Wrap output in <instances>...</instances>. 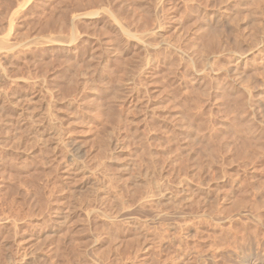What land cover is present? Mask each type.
<instances>
[{
    "label": "rangeland",
    "instance_id": "obj_1",
    "mask_svg": "<svg viewBox=\"0 0 264 264\" xmlns=\"http://www.w3.org/2000/svg\"><path fill=\"white\" fill-rule=\"evenodd\" d=\"M261 34L264 0H0V264H264Z\"/></svg>",
    "mask_w": 264,
    "mask_h": 264
},
{
    "label": "bare ground",
    "instance_id": "obj_2",
    "mask_svg": "<svg viewBox=\"0 0 264 264\" xmlns=\"http://www.w3.org/2000/svg\"><path fill=\"white\" fill-rule=\"evenodd\" d=\"M231 1H232V0H231ZM242 2H243V1H242ZM246 2H247V1H246ZM249 2H250V1H249ZM249 2H248V3H249ZM254 2H255V1H253V3H254ZM220 3H221V2H220ZM248 3H247V5H249ZM251 3H252V1H251ZM231 4H232V3H231ZM237 5H238V4H237ZM241 5H242V4H241ZM247 5H245V6H247ZM250 5H251V4H250ZM250 5H249V6H250ZM253 5H255V4H253ZM256 5H257V4H256ZM214 6H215V5H214ZM219 6H220V5H219ZM249 6H248V8H249ZM226 7H227V6H226ZM232 7H233V6H232ZM234 7H235V6H234ZM253 7H255V6H253ZM256 7H257V6H256ZM259 7H260V6H259ZM236 8H237V7H236ZM236 8H235V9H236ZM223 9H224V8H223ZM255 9H256V8H255ZM251 10H252V8H250V11H251ZM253 10H254V9H253ZM99 11H100V10H99ZM225 11H226V10H225ZM228 11H229V10H228ZM234 11H235V10H234ZM237 11H238V10H237ZM246 11H247V8H246ZM255 11H256V12H253V14H254V13H255V14L258 13L257 10H255ZM103 12H104V11H103ZM241 12H242V11H241ZM244 12H245V11H244ZM222 13H224V12H222ZM227 13H228V12H227ZM248 13H250V12H248ZM261 13H262V12H261ZM103 14H104V13H103ZM220 14H221V13H220ZM237 14H238V12H237ZM255 14H254V16H255V18H256L258 15L256 16ZM259 14H260V13H259ZM239 15H240V14H239ZM244 15H245V13H244ZM249 15H250V14H249ZM261 15H263V14H261ZM221 16H222V15H221ZM250 16H252V12H251V15H250ZM230 17H231V16H230ZM234 17H236V16H234ZM234 17H233V18H234ZM242 17H243V16H242ZM244 17H245V16H244ZM75 18H76V17H75ZM246 18H248V17H247V14H246ZM252 18H254V17H252ZM255 18H254V19H255ZM214 19H215V18H214ZM230 19H231V18H230ZM230 19H229V20H230ZM240 19H241V18H240ZM258 19H259V18H258ZM216 20H217V19H216ZM238 20H239V18H238ZM242 20H245V19H242ZM260 20H261V19H260ZM226 21H227V19H226ZM239 21H240V20H239ZM157 22H158V21H157ZM228 22H229V21H228ZM215 23H216V22H215ZM219 23H220V22H219ZM226 23H227V22H226ZM244 23H245V22H244ZM246 23H247V22H246ZM246 23H245V24H246ZM252 23H253V22H252ZM229 24H230V23H229ZM229 24H228V25H229ZM241 24H242V23H241ZM253 24H254V23H253ZM258 24H259V22H258ZM260 24H262V23H260ZM158 25H159V23H158ZM158 25H157V26H158ZM254 25H255V24H254ZM254 25H253V26H254ZM232 26H233V25H232ZM235 26L237 27V25H235ZM248 26H250V25H248ZM248 26H247V27H248ZM255 27H256V26H255ZM156 28H157V27H156ZM159 28H160V27H159ZM231 28H232V27H231ZM243 28H244V27H243ZM251 28H253V27H251ZM257 28H258V27H257ZM254 29H255V28H254ZM258 29H259V28H258ZM221 30H222V29H221ZM256 30H257V29H256ZM153 31H154V30H153ZM261 31H262V30H261ZM209 32H211V31H209ZM238 32H239V31H238ZM248 32H250V31H248ZM207 33H208V32H207ZM258 33H260V32H258ZM158 34H159V33H158ZM161 34H162V33H161ZM211 34H212V32H211ZM235 34L237 35V33H235ZM155 35H156V34H155ZM261 35L263 36L264 34H261ZM158 36H159V35H158ZM162 36H163V35H162ZM130 37H131V36H130ZM214 37H215V35H214ZM47 38H48V37H47ZM71 38H72V37H71ZM131 38H132V37H131ZM140 38H141V37H140ZM143 38H144V37H143ZM162 38H163V37H162ZM162 38H160V39H162ZM252 38H253V37H252ZM254 38H255V37H254ZM132 39H133V38H132ZM220 39H221V38H220ZM222 39H223V38H222ZM258 39H259V38H258ZM133 40H134V39H133ZM138 40H139V38H138ZM235 40H236V39H235ZM237 40H238V39H237ZM49 41H50V40H49ZM51 41H52V40H51ZM51 41H50V42H51ZM139 41H140V40H139ZM141 41H142V40H141ZM141 41H140V43H141ZM167 41H168V40H167ZM216 41H217V40H216ZM239 41H240V39H239ZM46 42H47V41H46ZM143 42H144V43H143ZM161 42H162V41H161ZM164 42H165V40H164ZM221 42H222V41H221ZM223 42H224V41H223ZM252 42L254 43V42H257V41L254 40V41H252ZM51 43H52V42H51ZM142 43H143L144 46H145V41H142ZM253 43H252V44H253ZM16 44H17V43H16ZM135 44H136V43H135ZM143 44H142V45H143ZM157 44H158V43H157ZM162 44H163V43H162ZM240 44H241V43H240ZM254 44H255V43H254ZM254 44H253V46H254ZM3 45H4V44H3ZM255 45H258V42H257V44H255ZM1 46H2V45H1ZM146 46H147V45H146ZM148 46H149V45H148ZM164 46H165V43H164ZM4 47H5V46H4ZM174 47H175V46H174ZM222 47H223V46H222ZM254 47H255V46H254ZM5 48H6V47H5ZM144 48H145V47H144ZM247 48H249V47H247ZM1 49H2V48H1ZM7 49H8V48H7ZM242 49H243V47H242ZM252 49H253V48H252ZM255 49H256V48H255ZM260 49H261V48H260ZM8 50H9V49H8ZM177 50H178V49H177ZM177 50H176V51H177ZM0 51H1V50H0ZM5 51H6V50H5ZM231 51H232V50H231ZM248 51H249V50H248ZM6 52H7V51H6ZM181 52H182V51H181ZM234 52H235V51H234ZM250 52H251V51H250ZM260 52H261V51H260ZM1 53H2V52H1ZM239 53H240V51H239ZM254 53H255V52H254ZM2 54H5V53H2ZM179 54H180V53H179ZM181 54H182V53H181ZM181 54H180V55H181ZM201 54H202V53H201ZM244 54H245V53H244ZM248 54H249V53H248ZM239 55H240V54H239ZM239 55H238V56H239ZM242 55H243V54H242ZM182 56H184V55H182ZM217 56H218V55H217ZM244 56H245V55H244ZM242 57H243V56H242ZM182 58H183V57H182ZM239 58H240V57H239ZM249 58H250V57H249ZM235 59H237V58H235ZM184 60H185V59H184ZM246 60H247V59H246ZM249 60H250V59H249ZM146 62H147V61H146ZM210 62H212V60H211ZM234 62H235V61H234ZM241 62H242V61H241ZM238 63H239V62H238ZM101 65H102V64H101ZM229 65H230V64H229ZM250 66H251V65H250ZM250 66H249V67H250ZM221 68H222V66H221ZM227 68H228V67H227ZM222 69H223V68H222ZM233 69H234V68H233ZM247 69H248V68H247ZM232 71H233V70H232ZM242 71H243V70H242ZM256 71H257V70H256ZM0 73H1V72H0ZM242 73H243V72H242ZM244 74H245V73H244ZM246 75H247V74H246ZM249 76H250V75H249ZM243 78H244V77H243ZM119 80H120V79H119ZM261 81H262V80H261ZM248 84H249V82H248ZM246 89H247V88H246ZM114 97H115V96H114ZM257 102H258V101H257ZM257 102H256V103H257ZM260 103H261V102H260ZM256 105H257V104H256ZM259 105H261V104H259ZM34 109H35V108H34ZM34 109H33V110H34ZM38 111H39V110H38ZM31 112H32V111H31ZM31 112H30V113H31ZM42 114H43V113H42ZM49 115H50V114H49ZM29 116H30V115H29ZM44 116H45V115H44ZM47 118H48V117H47ZM49 121H50V120H49ZM44 122H45V121H44ZM53 122H54V121H53ZM49 124H50V123H49ZM51 126H52V125H51ZM48 127H50V126H48ZM48 127H47V128H48ZM53 128H54V127H53ZM51 129H52V128H51ZM57 130H58V129H57ZM46 131H47V130H46ZM53 131H54V130H53ZM53 131H52V132H53ZM35 132H36V131H35ZM49 133H50V132H49ZM58 133H59V132H58ZM59 135H60V134H59ZM38 136H39V135H38ZM95 136H96V134H95ZM36 137H37V136H36ZM54 137H55V136H54ZM56 137H57V136H56ZM36 139H37V138H36ZM55 139H56V138H55ZM59 140H60V139H59ZM59 140H58V141H59ZM86 140H87V139H86ZM106 140H107V139H106ZM38 142H39V140H38ZM61 142H62V141H61ZM62 143H63V142H62ZM69 143H70V142H69ZM115 143H116V142H115ZM85 145H86V144H85ZM78 146H79V145H78ZM79 147H80V146H79ZM110 150H111V149H110ZM77 151H78V150H77ZM104 151H105V150H104ZM110 152H111V151H110ZM110 154H111V153H110ZM110 154H109V155H110ZM107 155H108V154H107ZM113 155H114V153H113ZM81 156H82V155H81ZM83 156H84V155H83ZM105 156H106V155H105ZM111 156H112V155H111ZM72 157H73V156H72ZM69 158H70V157H69ZM109 159H110V157H109ZM109 159H108V160H109ZM117 159H118V158H117ZM79 160H80V157H79ZM94 160H95V159H94ZM97 160H98V159H97ZM114 160H115V159H114ZM124 160H125V159H124ZM71 161H73V163L75 162L74 160H71ZM100 161H101V160H100ZM116 161H117V160H116ZM69 162H70V161H69ZM76 162H77V161H76ZM76 162H75V164H76ZM78 162H80V161H78ZM81 162H82V161H81ZM121 162L123 163V161H121ZM66 163H67V162H66ZM66 163H65V164H66ZM99 163H100V162H99ZM119 163H120V162H119ZM124 163H125V162H124ZM126 163H127V162H126ZM77 164H78V163H77ZM80 164H81V163H80ZM81 165H82V164H81ZM126 165H127V164H126ZM126 165H125V166H126ZM63 166H64V165H63ZM76 166H78V165H76ZM79 166H80V165H79ZM83 167H84V166H83ZM83 167H82V168H83ZM123 167H124V166H123ZM126 167H127V166H126ZM74 168H75V167H74ZM77 168H78V167H77ZM80 169H81V168H80ZM80 169H79V170H80ZM118 169H119V168H118ZM75 170H76V168H75ZM75 170H74V171H75ZM124 170H125V169H124ZM68 171H69V170H68ZM74 171H73V172H74ZM77 171H78V169H77ZM82 171H83V170H82ZM86 171H87V170H86ZM86 171H85V172H86ZM89 171H90V170H89ZM75 173H76V172H75ZM78 173H79V172H78ZM80 174H81V173H80ZM70 175H71V174H70ZM82 175H84V174H82ZM90 175L92 176V174H90ZM66 176H67V175H66ZM68 176H69V175H68ZM85 176H87V175H85ZM136 176H137V175H136ZM134 177H135V176H134ZM141 177H142V176H141ZM74 178H76V177H74ZM81 178H82V177H81ZM133 179H134V178H133ZM136 179H137V178H136ZM142 179H143V178H142ZM74 180H75V179H74ZM98 181H99V180H98ZM98 181H96V182H98ZM76 182H78V181H76ZM86 182H88V181H86ZM108 182H109V181H108ZM152 182H153V181H152ZM98 183H99V182H98ZM100 183H101V182H100ZM104 183H105V182H104ZM104 183H103V184H104ZM136 183H137V182H136ZM156 183H157V182H156ZM97 185H98V184H97ZM101 185H102V184H101ZM88 186H89V185H88ZM91 186H92V185H91ZM94 187H95V185H94ZM158 188H159V187H158ZM96 189H97V188H96ZM156 189H157V187H156ZM182 189H183V188H182ZM182 189H181V190H182ZM195 189H196V188H195ZM73 190H74V189H73ZM80 190H81V188H80ZM85 190H86V189H85ZM100 190H101V189H100ZM102 190H103V189H102ZM108 190H110V189H108ZM111 190H112V188H111ZM111 190H110V191H111ZM69 191H70V190H69ZM82 191H83V190H82ZM103 191H104V190H103ZM195 191H196V190H195ZM199 191H200V190H199ZM201 191H202V190H201ZM65 192H67V191H65ZM70 192L72 193V191H70ZM93 192H94V191H93ZM74 193H76V192H74ZM86 193H87V192H86ZM95 193H97V192H95ZM157 193H158V192H157ZM182 193H183V192H182ZM69 194H70V193H69ZM69 194H68V195H69ZM81 194H82V193H81ZM161 194H162V193H161ZM73 195H74V194L72 193V197H73ZM82 195H83V194H82ZM84 195H85V194H84ZM84 195H83V196H84ZM87 195H88V194H87ZM90 195H91V194H90ZM92 195H93V194H92ZM114 195H115V194H114ZM149 195H151V194L149 193ZM165 195H166V194H165ZM174 195H175V194H174ZM66 196H67V195H66ZM85 196H86V195H85ZM98 196H100V195H98ZM142 196H144V195H142ZM147 196H148V195H147ZM152 196H153V195H152ZM163 196H164V195H163ZM183 196H184V195H183ZM60 197H61V196H60ZM74 197H75V196H74ZM170 197H171V196H170ZM172 197H173V196H172ZM172 197H171V198H172ZM87 198H88V196H87ZM94 198H95V196H94ZM98 198H99V197H98ZM100 198H101V196H100ZM146 198H147V197H146ZM88 199H89V198H88ZM142 199H143V197H142L140 200H142ZM168 199H169V196H168ZM173 199H174V198H173ZM145 200H146V199H145ZM149 200H150V198H149ZM149 200H148V201H149ZM167 201H168V200H167ZM163 202H164V201H163ZM169 202H170V201H169ZM57 203H58V200H57ZM73 203H74V202H73ZM63 204H64V203H63ZM74 205H75V204H74ZM74 205H73V207H74ZM116 205H117V203H116ZM141 205H142V204H141ZM71 206H72V205H71ZM71 206H70V207H71ZM119 207H120V206H119ZM120 208H121V207H120ZM74 209H75V208H74ZM135 209H136V208H135ZM63 210H64V209H63ZM89 210H90V208H89ZM91 210H92V208H91ZM243 210H244V209H243ZM64 211H66V210H64ZM64 211H63V214H64ZM70 211H71V210H70ZM87 211H88V210H87ZM93 211H95V210H93ZM99 211H100V210H99ZM130 211H131V210H130ZM130 211H129V212H130ZM241 211H242V210H241ZM244 211H246V210H244ZM55 212H56V210H55ZM58 212H59V211H58ZM67 212H69V211H67ZM67 212H66V214L64 215L65 217H66V215H67ZM89 212H90V211H89ZM105 212H106V211H104V213H105ZM119 212H120V211H119ZM49 213H50V212H49ZM59 213H60V212H59ZM59 213H58V215L56 214L57 217L60 216ZM95 213H97V211H96ZM104 213H103V214H104ZM131 213H133V212H131ZM249 213H250V212H249ZM121 214H122V213H121ZM153 214H156V213H153ZM61 215H62V214H61ZM117 215H118V214H117ZM119 215H120V214H119ZM126 215H127V214H126ZM49 216H50V215H49ZM67 216H68V215H67ZM99 216H100V215H99ZM107 216H108V212H107ZM111 216H112V214H111ZM115 216H116V215H115ZM124 216H125V215H124ZM51 217H52V215H51ZM57 217H56V218H57ZM65 217H64V218H65ZM68 217H69V216H68ZM68 217H67V219H68ZM127 217H128V216H127ZM153 217H156V216H152V218H153ZM220 217H221V216H220ZM56 218H55V219H56ZM60 218H62V216H61ZM64 218L61 219V220L64 221ZM150 218H151V217H150ZM156 218H157V217H156ZM52 219H53V218H52ZM123 219H125V218H123ZM130 219H131V218H130ZM5 220H6V219H5ZM50 220H51V219H50ZM57 220H58V219H57ZM57 220H55V222H56ZM59 220H60V219H59ZM106 220H107V219H106ZM126 220H127V219H126ZM108 221H110V220H108ZM53 222H54V221H53ZM64 222H65V221H64ZM69 222H70V221H69ZM105 222H106V221H105ZM52 224H53V223H52ZM59 224H60V225H58V226L60 227V226H62V225L64 226L65 223H62V222H61V223H59ZM48 225H49V224H48ZM58 226H57V227H58ZM63 226H62V227H63ZM53 227H54V225H53ZM62 227H60V228H62ZM144 227H145V226H144ZM63 228H64V227H63ZM129 228H130V226H129ZM140 228H141V227H140ZM145 228H146V227H145ZM44 229H45V228H44ZM47 229H48V228H47ZM57 229H59V228H57ZM64 229H66V228H64ZM32 230H33V229H32ZM41 230H42V229H41ZM142 231H143V230H142ZM52 232H53V231H52ZM130 232H131V231H130ZM133 232H134V231H133ZM148 232H150V231H148ZM62 233H63V231H62ZM150 233H151V232H150ZM128 234H129V233H128ZM29 235H30V234H29ZM39 235H40V234H39ZM94 235H95V234H94ZM134 235H135V234H134ZM143 235H144V234H143ZM149 235H150V234H149ZM154 235H155V233H154ZM154 235H153V236H154ZM56 237H57V235H56ZM146 237H147V236H146ZM23 238H24V237H23ZM27 238H28V237H27ZM52 238H53V236H52ZM37 239H38V238H37ZM39 239H40V238H39ZM148 239H149V238H148ZM150 239H151V238H150ZM155 239H156V238H155ZM24 240H25V239H24ZM32 240H33V239H32ZM95 240H96V239H95ZM152 240H154V239H152ZM51 241H52V240H51ZM81 241H83V240H81ZM113 241H114V240H113ZM35 242H36V241H35ZM96 242H97V241H96ZM31 243H32V242H31ZM36 243H37V245H38V240H37ZM36 243H35V244H36ZM83 243H84V242H83ZM30 245H33V244H30ZM30 245H29V246H30ZM109 245H110V244H109ZM137 245H138V244H137ZM139 245H140V244H139ZM26 246H27V245H26ZM39 246H41V245H39ZM33 247H34V246H33ZM35 247H36V246H35ZM84 247H85V246H84ZM152 247H153V246H152ZM25 248H27V247H25ZM28 248H30V247H28ZM39 248H40V247H39ZM111 248H112V247H111ZM145 248H147V247H145ZM153 248H154V247H153ZM32 250H33V249H32ZM34 250H35V249H34ZM34 250H33V251H34ZM109 250H110V249H109ZM141 250H142V249H141ZM143 250H144V249H143ZM38 251H39V250H38ZM26 252H27V251H26ZM28 252H29V251H28ZM32 253H33V252H32ZM27 254H28V253H27ZM29 254H30V253H29ZM83 254H85V253H83ZM32 255H33V254H32ZM138 255H139V254H138ZM138 255H137V256H138ZM192 255H193V254H192ZM254 255H255V254H254ZM35 256H36V255H35ZM141 256L143 257V255H141ZM259 257H260V256H259ZM31 258H32V257H31ZM35 258H36V257H35ZM243 258H245V257H243ZM134 259H135V258H134ZM136 259H137V258H136ZM145 259H147V258H145ZM253 259H254V258H253ZM258 259H260V258H258ZM258 259L250 260V258L247 257L246 259H243L242 261L240 260L241 262H240L239 264H261V263H260L261 261L259 262ZM33 260H34V259H33ZM149 260H150V259H149ZM262 260H263V259H262ZM25 261H26V260H25ZM130 262H131V261H130ZM43 263H44V262H43ZM147 263H148V262H147ZM18 264H19V263H18ZM32 264H33V263H32ZM138 264H139V263H138ZM142 264H143V262H142ZM235 264H236V263H235Z\"/></svg>",
    "mask_w": 264,
    "mask_h": 264
}]
</instances>
